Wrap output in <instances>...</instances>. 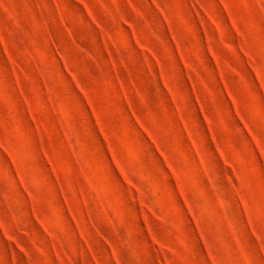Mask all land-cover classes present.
Instances as JSON below:
<instances>
[{
	"label": "rangeland",
	"instance_id": "1",
	"mask_svg": "<svg viewBox=\"0 0 264 264\" xmlns=\"http://www.w3.org/2000/svg\"><path fill=\"white\" fill-rule=\"evenodd\" d=\"M0 264H264V0H0Z\"/></svg>",
	"mask_w": 264,
	"mask_h": 264
}]
</instances>
